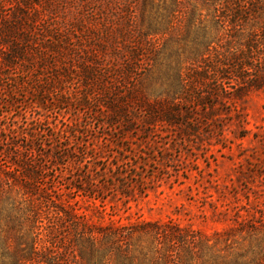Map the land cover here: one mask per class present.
<instances>
[{
  "label": "trees",
  "instance_id": "16d2710c",
  "mask_svg": "<svg viewBox=\"0 0 264 264\" xmlns=\"http://www.w3.org/2000/svg\"><path fill=\"white\" fill-rule=\"evenodd\" d=\"M259 90L264 0H0V264H264L261 161L212 231L114 218Z\"/></svg>",
  "mask_w": 264,
  "mask_h": 264
},
{
  "label": "rangeland",
  "instance_id": "374dc122",
  "mask_svg": "<svg viewBox=\"0 0 264 264\" xmlns=\"http://www.w3.org/2000/svg\"><path fill=\"white\" fill-rule=\"evenodd\" d=\"M244 105L249 113L248 128L252 130L246 137H239L242 129L234 119L225 123L223 135L217 133L218 126L213 128L215 133H205L201 139L193 136L184 141L183 136L173 132L172 156L165 162V177L160 186L138 202L132 201L127 212L120 203L122 210L114 218L127 215L132 219L172 217L208 231L218 227L211 219L204 222L201 215L203 211L212 214L211 199H217L221 190L228 191L234 186L242 188L251 164L264 163V142L261 141L264 137V90L253 92ZM94 131L103 139L101 128L95 126ZM165 141L157 139L160 145Z\"/></svg>",
  "mask_w": 264,
  "mask_h": 264
}]
</instances>
